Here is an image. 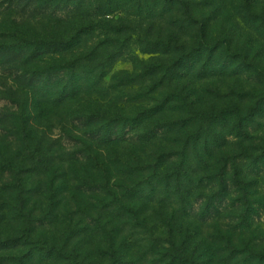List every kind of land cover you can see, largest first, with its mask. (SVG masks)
Here are the masks:
<instances>
[{"label":"trees","instance_id":"obj_1","mask_svg":"<svg viewBox=\"0 0 264 264\" xmlns=\"http://www.w3.org/2000/svg\"><path fill=\"white\" fill-rule=\"evenodd\" d=\"M199 7L264 43V0H0V264H264V65Z\"/></svg>","mask_w":264,"mask_h":264},{"label":"rangeland","instance_id":"obj_2","mask_svg":"<svg viewBox=\"0 0 264 264\" xmlns=\"http://www.w3.org/2000/svg\"><path fill=\"white\" fill-rule=\"evenodd\" d=\"M198 1V0H197ZM197 11V16L200 18V21H203L204 23V29H205V36H207V41L208 39H221V38H230L232 37V49L233 51H239V52H248V60L251 62V64L255 66L264 65V43L259 40V37L254 35L251 30L243 26V24H240L238 20L234 17H228V18H223L217 17V19L213 21H206L208 22L207 25L204 22L205 19L204 17L209 13V8L206 7H199ZM229 9L227 8V11H222V15H225ZM150 24H145V26H148L151 30H153V33L150 34V39H155L157 37H166L168 33L169 27L166 25V22H163L162 20H155L150 22ZM185 29L182 30V39L186 43H191V40L189 39L188 34L192 33V31H188L184 34ZM144 35V34H141ZM145 36V35H144ZM210 37V38H209ZM229 40V39H228ZM136 41V40H135ZM263 45V46H262ZM130 51L126 52L125 55L121 59H119L115 64L114 67L112 68V71L110 74H108L106 78V84L107 86L111 85L112 83V77L114 75L118 74H133L135 72V67L136 63L134 59L138 56L137 52L139 49L136 46H133V44L130 46ZM243 50V51H242ZM245 50V51H244ZM145 60L148 59V57H144ZM137 66L140 67V64L137 63ZM254 76H244V83L240 84L237 82H234L229 80V82H226V84H221L218 80H216L215 83L212 84V87H221V92H226L227 89H238L242 88L245 91L251 90V89H263L260 85L257 84L256 78H253ZM252 78V79H251ZM254 84V85H253ZM120 85V84H119ZM194 88L192 89H201L199 84H194ZM140 86H134V88H131L129 90V93L134 92L133 89H138ZM11 105L6 102L5 100L0 99V112L9 109ZM6 108V109H5ZM261 123L264 124V119L261 121ZM54 137L59 140V142L67 149H70L73 146L71 142L66 140L64 137L60 135V133L55 132ZM72 146V147H71ZM200 212V203L194 206V210L192 214V218H197L198 213ZM223 217V216H222ZM225 221V220H224ZM202 227L200 228L201 232H207L208 230L211 231V229L207 228V226H211V223L208 222L209 224H202L198 222ZM222 223V221H221ZM220 223V224H221ZM213 224V223H212ZM261 225L264 226V208L261 211Z\"/></svg>","mask_w":264,"mask_h":264}]
</instances>
